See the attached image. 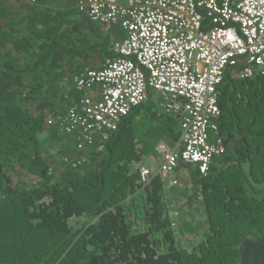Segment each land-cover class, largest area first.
Instances as JSON below:
<instances>
[{
	"label": "trees",
	"instance_id": "1",
	"mask_svg": "<svg viewBox=\"0 0 264 264\" xmlns=\"http://www.w3.org/2000/svg\"><path fill=\"white\" fill-rule=\"evenodd\" d=\"M91 1L0 0V264H264V66L247 77L243 64L228 68L218 85L209 139L224 150L208 172L175 168L189 183L181 208L201 198L184 236L195 241L184 243L163 178L139 174L150 123L162 122L170 145L181 134L164 97L151 91L91 143L78 141L81 127L66 130L70 110L85 117L102 97L97 81L77 80L119 57L113 45L126 38L119 22L90 17Z\"/></svg>",
	"mask_w": 264,
	"mask_h": 264
},
{
	"label": "built area",
	"instance_id": "2",
	"mask_svg": "<svg viewBox=\"0 0 264 264\" xmlns=\"http://www.w3.org/2000/svg\"><path fill=\"white\" fill-rule=\"evenodd\" d=\"M203 12L215 24L209 30L202 27ZM89 15L106 25L119 22L126 38L113 45L119 57L87 70L85 83L77 80L80 86L97 81L102 97L87 106L85 117L70 110L66 130L81 127L78 141L91 143L94 134L104 137L105 130L116 129L155 91L166 100L165 112H179L181 134L173 146L159 145L155 170L139 166L141 181L156 173L180 187L179 179H170L179 162L205 175L213 156L224 150L220 138L209 139V130L217 129V88L226 70L243 64L247 77L253 67L264 66V0H92Z\"/></svg>",
	"mask_w": 264,
	"mask_h": 264
},
{
	"label": "rangeland",
	"instance_id": "3",
	"mask_svg": "<svg viewBox=\"0 0 264 264\" xmlns=\"http://www.w3.org/2000/svg\"><path fill=\"white\" fill-rule=\"evenodd\" d=\"M144 123H147V122L145 121ZM162 126L163 125L161 124V122L153 121L152 123H150V125H148V129L147 128L145 129L146 131H149V133L146 134V139H144L146 142L145 147L142 148V146H141V152L143 155L147 154V152H148L147 150L152 149V143L154 144L155 138L159 136V134H158L159 128H161ZM149 127H150V129H149ZM76 138H77V136H76ZM69 139L72 143H73V141H75V140H73L74 138H72V137H70ZM69 145L71 146V144H69ZM139 146H140V144H139ZM153 148H154V145H153ZM181 172H182L181 169L177 172L175 169L173 171V175L175 176V174L177 175V173L181 174ZM175 177L177 179L180 178L178 175ZM14 179H16V180L18 179L17 182H19L20 184L31 185L30 182L28 181V179H26L25 177H21V176L17 175V178H14ZM36 182H38L37 179L36 180L33 179L31 181L32 184H34ZM178 183H180V185H182V187L180 186L181 188L179 187L180 188L179 190H182L183 192H181V193H179L178 191L174 192V193L171 192V196H175V202H172V200H171V203L169 204V206L172 208H171V212L169 214L171 217L177 215V219H176V217H174V219H176L177 222H175V220L172 219V225L176 226V228H177V230H175V232H174L177 236V239H179L180 241H184V243H189L193 240L195 241V237H194L195 235H191V236L188 235V236H190L188 238H184V236H185V234H191L194 231L193 230V229H195L194 224H196V225L198 224V218H199V216L201 217L202 215H200V213L198 211L195 212V210L193 208H189V209H185V207L181 208L182 204L185 203V199H184L185 195L188 194V191H187L188 189H185V188L189 187V183L183 184L182 181L181 182L179 181ZM182 193H184V194H182ZM178 199H179V201L177 202ZM200 202H201V198H200V196L197 195V201L193 202V204L196 206H199ZM177 206L179 207L178 209H177ZM182 211H184V215L182 214ZM181 217H183V218H181ZM190 217L192 220L190 219ZM182 219H183V222H182ZM185 220H188L190 223L191 222H193V223L190 225H187L186 223H184ZM180 222H182V223H180Z\"/></svg>",
	"mask_w": 264,
	"mask_h": 264
},
{
	"label": "crops",
	"instance_id": "4",
	"mask_svg": "<svg viewBox=\"0 0 264 264\" xmlns=\"http://www.w3.org/2000/svg\"><path fill=\"white\" fill-rule=\"evenodd\" d=\"M162 124V122H161ZM163 125V124H162ZM160 130V129H159ZM162 130L159 131V136L155 138V141H154V144L152 143V149L150 150H147V154L146 155H143V160L140 162V166H146L148 167L149 169L151 170H155L158 165H159V161H160V154H159V145L160 144H166L168 146H173V145H170V143H168L170 141V139L168 138L167 134ZM149 131H147L146 133L143 134V137H141L143 140L146 139V134H148ZM146 143V142H145ZM153 145H154V148H153ZM140 147H141V144H140ZM144 148V147H142ZM175 176L173 175V173L170 175V179H173ZM163 182L165 183V191L166 192H179L180 193V188L177 187V186H172V185H169L167 184V182H169V180L166 178V179H163ZM191 192V191H190ZM184 194V193H183ZM179 195V194H178ZM169 196V195H168ZM186 199V198H184ZM169 200H172V202H175V196H171L169 198ZM186 201V200H185ZM190 208H193L195 210V212H197V210L195 208H197L196 205H194L193 203H191V207ZM189 209V208H188ZM170 212H171V209H170ZM198 212L200 213L201 211L198 210ZM190 215V214H189ZM191 219V217H190ZM192 220V219H191Z\"/></svg>",
	"mask_w": 264,
	"mask_h": 264
}]
</instances>
